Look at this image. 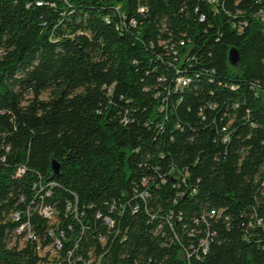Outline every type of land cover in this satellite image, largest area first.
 Wrapping results in <instances>:
<instances>
[{
	"label": "trees",
	"instance_id": "trees-1",
	"mask_svg": "<svg viewBox=\"0 0 264 264\" xmlns=\"http://www.w3.org/2000/svg\"><path fill=\"white\" fill-rule=\"evenodd\" d=\"M258 217L264 0H0V264H264Z\"/></svg>",
	"mask_w": 264,
	"mask_h": 264
},
{
	"label": "rangeland",
	"instance_id": "rangeland-1",
	"mask_svg": "<svg viewBox=\"0 0 264 264\" xmlns=\"http://www.w3.org/2000/svg\"><path fill=\"white\" fill-rule=\"evenodd\" d=\"M41 97L45 98V99L50 98L51 97V90L50 89L49 90H45L42 93ZM45 212L47 213V216L50 218L51 224H58L59 217H58V214H57L56 210H54V209L53 210H46ZM15 239L16 238H14L13 242L11 243V245L14 244ZM24 240H25V238L21 239L19 241L20 246H23ZM57 242H59V241H57ZM58 249L59 248H56L54 245H51V246H48L47 248L41 250V255H43L44 257H47V260H48L47 264H52V263H54V261L56 259H58V254H57L58 253ZM91 261H92V264H93L94 261H95V257H93Z\"/></svg>",
	"mask_w": 264,
	"mask_h": 264
},
{
	"label": "built area",
	"instance_id": "built-area-1",
	"mask_svg": "<svg viewBox=\"0 0 264 264\" xmlns=\"http://www.w3.org/2000/svg\"><path fill=\"white\" fill-rule=\"evenodd\" d=\"M22 169L23 168H20V171ZM143 194L144 195H147V193H143ZM46 210H52V209L50 207H45V208H43V209L40 210V213L43 214V215H45V216H47V213L45 212ZM222 214H223L222 211L212 210L209 216L211 218H213V217H221ZM17 219L18 220L20 219V213L19 212H17ZM204 220H206V218ZM207 225L209 226V222H207ZM258 226L264 227V218L263 217H258ZM24 229H28L30 231V226H29L28 223L23 224L22 226H20L19 232L23 231ZM30 236H32V235H30ZM202 247H203V251L204 252H207L208 251L209 241L207 239L202 240Z\"/></svg>",
	"mask_w": 264,
	"mask_h": 264
},
{
	"label": "water",
	"instance_id": "water-1",
	"mask_svg": "<svg viewBox=\"0 0 264 264\" xmlns=\"http://www.w3.org/2000/svg\"><path fill=\"white\" fill-rule=\"evenodd\" d=\"M230 56H231V59H232L233 62H237L239 60V58H240L238 49L237 48H232L231 51H230ZM53 164H54L53 165L54 168L56 170H58L59 169V165H58V163H57V161L55 159L53 160Z\"/></svg>",
	"mask_w": 264,
	"mask_h": 264
},
{
	"label": "bare ground",
	"instance_id": "bare-ground-1",
	"mask_svg": "<svg viewBox=\"0 0 264 264\" xmlns=\"http://www.w3.org/2000/svg\"><path fill=\"white\" fill-rule=\"evenodd\" d=\"M17 216V215H16Z\"/></svg>",
	"mask_w": 264,
	"mask_h": 264
}]
</instances>
